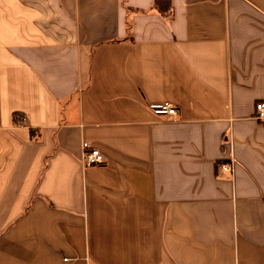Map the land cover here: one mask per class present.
Returning a JSON list of instances; mask_svg holds the SVG:
<instances>
[{"label":"crops","instance_id":"1","mask_svg":"<svg viewBox=\"0 0 264 264\" xmlns=\"http://www.w3.org/2000/svg\"><path fill=\"white\" fill-rule=\"evenodd\" d=\"M259 102L264 0H0V264H264Z\"/></svg>","mask_w":264,"mask_h":264},{"label":"built area","instance_id":"2","mask_svg":"<svg viewBox=\"0 0 264 264\" xmlns=\"http://www.w3.org/2000/svg\"><path fill=\"white\" fill-rule=\"evenodd\" d=\"M149 111L159 117H173L178 114V111L174 105L167 103H150L148 104ZM256 118L260 121H264V102L256 103ZM16 120L19 124H24L26 120V116L21 114H16ZM81 155L80 160L85 167L93 166V165H102L105 162V157L102 155L99 149L93 148L89 143L83 141L81 145ZM219 168L222 171H227L232 173L233 171V163L230 160L228 163H222L219 165Z\"/></svg>","mask_w":264,"mask_h":264},{"label":"trees","instance_id":"3","mask_svg":"<svg viewBox=\"0 0 264 264\" xmlns=\"http://www.w3.org/2000/svg\"><path fill=\"white\" fill-rule=\"evenodd\" d=\"M154 8L160 13H167L170 8V0H154Z\"/></svg>","mask_w":264,"mask_h":264}]
</instances>
